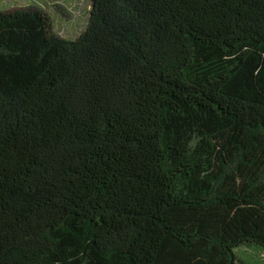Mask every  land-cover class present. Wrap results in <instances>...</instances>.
Listing matches in <instances>:
<instances>
[{"label": "trees", "instance_id": "1", "mask_svg": "<svg viewBox=\"0 0 264 264\" xmlns=\"http://www.w3.org/2000/svg\"><path fill=\"white\" fill-rule=\"evenodd\" d=\"M88 9L0 12V264H264V0Z\"/></svg>", "mask_w": 264, "mask_h": 264}, {"label": "rangeland", "instance_id": "2", "mask_svg": "<svg viewBox=\"0 0 264 264\" xmlns=\"http://www.w3.org/2000/svg\"><path fill=\"white\" fill-rule=\"evenodd\" d=\"M73 3L59 6V10H50L45 6V0H0V12L10 11L16 7H35L39 6L47 11L53 22L54 30L68 38L77 37L85 27L84 17L86 9H90L91 0H68ZM75 8V9H74ZM88 9V10H89ZM255 253V252H254Z\"/></svg>", "mask_w": 264, "mask_h": 264}]
</instances>
